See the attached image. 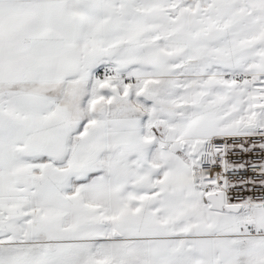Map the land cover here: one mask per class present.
I'll use <instances>...</instances> for the list:
<instances>
[{
    "label": "snow or ice",
    "instance_id": "6c2138e0",
    "mask_svg": "<svg viewBox=\"0 0 264 264\" xmlns=\"http://www.w3.org/2000/svg\"><path fill=\"white\" fill-rule=\"evenodd\" d=\"M0 264H264V0H0Z\"/></svg>",
    "mask_w": 264,
    "mask_h": 264
},
{
    "label": "built area",
    "instance_id": "2783aa9c",
    "mask_svg": "<svg viewBox=\"0 0 264 264\" xmlns=\"http://www.w3.org/2000/svg\"><path fill=\"white\" fill-rule=\"evenodd\" d=\"M260 156L259 151H257L254 154H251L249 156L244 157L245 159H251V160H256ZM234 159H237V157H234Z\"/></svg>",
    "mask_w": 264,
    "mask_h": 264
}]
</instances>
